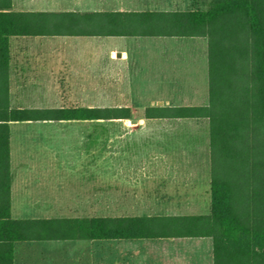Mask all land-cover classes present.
<instances>
[{"label": "trees", "instance_id": "1", "mask_svg": "<svg viewBox=\"0 0 264 264\" xmlns=\"http://www.w3.org/2000/svg\"><path fill=\"white\" fill-rule=\"evenodd\" d=\"M0 0V264L15 242L100 247L107 264L122 250L204 241L208 264H264V0H209L203 11L14 12ZM205 38L207 104L146 107V120L207 124L209 199L205 214L13 219L10 122L128 120L127 107L13 109L11 37ZM115 256V259H114ZM153 264V260H146Z\"/></svg>", "mask_w": 264, "mask_h": 264}, {"label": "crops", "instance_id": "2", "mask_svg": "<svg viewBox=\"0 0 264 264\" xmlns=\"http://www.w3.org/2000/svg\"><path fill=\"white\" fill-rule=\"evenodd\" d=\"M11 4L14 12H104L58 10L55 9L57 3L50 0H11ZM31 4H34L33 8H29ZM120 12L134 11L125 10ZM59 38L102 39L106 42L101 44L84 42L60 44L53 42V40ZM138 38L180 37L47 36L9 38L8 83L10 107L13 109L61 108L49 105L37 106L36 103L28 100L58 99L60 98L58 84L73 82L74 77H78L79 82H90L87 77L92 72L88 62L93 57L102 62L101 73L104 76L114 68L115 84H125L126 89L132 92V76H135L141 69V66L137 63L143 56H146L148 63L145 67V80L157 86L158 84L165 86L164 95L154 98L157 101L147 107L204 106L207 104V43L205 38H202L204 39L202 43L205 46L204 53L202 52L200 55L202 58L201 64L195 65V62H193V72L188 74L183 56L179 53L181 74L186 78L180 81L171 80L170 82L166 80V76H168V58L173 55L171 54L172 48L180 50L192 46L195 49L194 45L200 41L146 42ZM77 62H79V65H74ZM197 66H200V68H197ZM127 76H129V79L126 80ZM119 90L122 89H115L116 92H120ZM169 98L187 99L190 103L173 104L168 102ZM77 107L90 108V106ZM181 121L193 120H177L174 122ZM174 122H170V120H146V122L115 124L88 121L8 123L11 217L13 219H57L37 217L33 214H35L37 208L88 206L92 199V191L107 190L109 178L114 179V190H123L126 178L131 180L133 174H135V166L140 159L137 153L140 139L144 138L152 143L157 138V140L164 143L158 152H155L153 145L147 148L143 156L146 162L154 163L158 160L159 163H164L171 161L169 153L172 154V148L169 141H180L183 138L176 134L171 136L167 133L169 128L175 129L180 125ZM194 122L206 124L204 121ZM108 127H114V130L120 132L113 135L115 147L112 149V156H108L107 142L112 137L106 134ZM156 127L159 131L158 134L150 133ZM124 130L127 132L123 133ZM139 131L142 132L139 133ZM204 141L205 144L202 150L209 181L207 128ZM108 163H110V166H108ZM128 183L132 185L131 182L126 184L128 185ZM132 189L133 186L128 187V190ZM59 190H75L72 199L67 200L71 202L61 203L60 201L63 199L59 195ZM171 245L175 247L204 245L205 248L199 249L201 254L199 263L208 264L209 249L204 241L185 244L170 242L159 246H148L147 248L129 245L122 250L125 257L124 264H128V254L131 249L129 247H137L144 252L149 251V254L150 250L157 249L159 251L157 255H161L160 258L152 254L147 256L142 264H146V260L149 259L153 260V264H159V259L160 261L164 259L162 256L166 253L165 250ZM106 255L105 249L92 247L91 245L15 242L12 248L11 264H107ZM113 261L112 264H121L118 260Z\"/></svg>", "mask_w": 264, "mask_h": 264}, {"label": "rangeland", "instance_id": "3", "mask_svg": "<svg viewBox=\"0 0 264 264\" xmlns=\"http://www.w3.org/2000/svg\"><path fill=\"white\" fill-rule=\"evenodd\" d=\"M57 3L55 9L77 10V11H203L207 9L209 0H50ZM31 4L29 8H33ZM112 39V38H111ZM115 39V38H114ZM146 42L152 41H190L199 40L194 47H184L182 49L172 48L170 58H168V68L166 80L169 82L185 79L181 74L178 54H182L184 65L188 74L193 72V62L200 65L201 54L205 44L202 38H138ZM60 44L67 43H95L106 42L102 39H67L59 38L53 40ZM195 42V41H192ZM204 53V52H203ZM144 54V53H143ZM177 55V56H176ZM91 68L90 82H79L78 77H74L72 82H61L58 84L60 98L54 100H28L36 103L37 106L54 107H77L90 106L101 108L128 107L131 111V118L128 120L98 121L107 124L123 122H146L143 118V110L150 104L157 101L159 96L164 95L165 86L154 85L146 81L145 67L147 66L146 56L139 61V72L132 76V92L126 89L125 84H115L114 68L110 73H101L102 62L94 57L88 62ZM74 65H79V62ZM196 67V66H195ZM200 68V66H197ZM142 70V71H140ZM123 76V75H122ZM124 79V76H123ZM129 79L127 76L126 80ZM122 89L116 92L115 89ZM166 93V92H165ZM153 98V99H151ZM169 103L181 104L190 103L187 99L169 98ZM171 122V121H170ZM174 122V121H172ZM180 124L175 129L169 128L167 133L183 137L180 141L170 140L172 154L169 153L171 161L159 163H148L143 157L147 148L153 145L155 152L161 150V141L155 139L148 142L147 139H140L137 153L140 159L136 163L133 179L126 178L123 190H114V179L109 178L107 190L92 191L90 205L88 206H60L57 208H37L33 216L65 218V217H89V216H121V215H198L207 212L209 199V181L206 162L202 147L205 144L206 124L194 121L174 122ZM106 134L111 135L108 139V156L113 155L112 149L115 147L114 136L119 131L114 127H108ZM157 127L150 133L158 134ZM127 131H123L126 133ZM142 131H139L141 133ZM172 139V138H171ZM150 141V140H149ZM167 145V144H166ZM176 145V146H175ZM180 150V152H178ZM177 153H175V152ZM179 153V155H178ZM181 153V154H180ZM179 159V160H178ZM113 165V164H112ZM110 166V163H108ZM127 182L128 185L126 184ZM133 186L132 190L128 187ZM75 190H59L62 197L61 203H69ZM119 197V198H118ZM201 247V248H200ZM128 264H142L143 260L154 254L157 258V249L144 252L137 247H129ZM204 245H185L175 247L171 245L165 250L162 256L164 259L159 264H200L199 249ZM97 249V248H96ZM98 250V249H97ZM127 250V249H126ZM152 257V256H151Z\"/></svg>", "mask_w": 264, "mask_h": 264}]
</instances>
